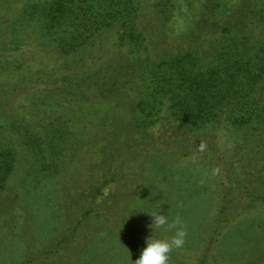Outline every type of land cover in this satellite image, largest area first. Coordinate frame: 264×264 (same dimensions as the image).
I'll use <instances>...</instances> for the list:
<instances>
[{
  "label": "rangeland",
  "instance_id": "rangeland-1",
  "mask_svg": "<svg viewBox=\"0 0 264 264\" xmlns=\"http://www.w3.org/2000/svg\"><path fill=\"white\" fill-rule=\"evenodd\" d=\"M46 1L0 0V264H134L153 211L187 226L170 264H264V0ZM212 67L177 118L153 72L178 99Z\"/></svg>",
  "mask_w": 264,
  "mask_h": 264
},
{
  "label": "trees",
  "instance_id": "trees-1",
  "mask_svg": "<svg viewBox=\"0 0 264 264\" xmlns=\"http://www.w3.org/2000/svg\"><path fill=\"white\" fill-rule=\"evenodd\" d=\"M44 13L48 16L49 21L51 24L50 27L58 26L60 25L59 21H63L65 15V11H67V2H64V0H48L43 3ZM33 5H36L35 3H32V1H27L26 6L29 8ZM28 9V8H27ZM66 47H69L68 43H64L61 46H59L60 49H65ZM160 64V63H158ZM173 64L172 61L164 62L160 65H167L171 66ZM179 67V66H177ZM177 72V71H175ZM205 78L203 76V72H200L198 76L200 77L201 83H204V88H201L200 90L204 89L203 91H197L198 84L193 86V82H197V80L193 76L191 77L190 74H182V80L181 83L184 87V94L185 96L179 97L176 99L175 95L176 92H174V88L169 86L168 83H170V77H167L166 74H172L171 72L161 71V76L157 77V75H154L153 72V80L158 85V88H160V91H163V93L168 92L170 93V107L172 109L173 115H175L177 118L185 120L191 124H197L201 120L208 117V112L211 109V106L213 105L212 100L214 99V93L210 89V85L216 86L218 89H222L221 86L216 82L219 80V69L218 67H212L205 70ZM100 83L101 81L97 79ZM192 80V81H191ZM187 82V83H184ZM171 84V83H170ZM156 85V86H157ZM170 87V88H166ZM182 87V89H183ZM224 87V86H223ZM157 89V88H156ZM226 88L225 90H227ZM109 91V90H107ZM188 92V93H187ZM193 96V100H191L190 104H188L187 95ZM197 95V96H196ZM153 96L157 97L158 95L153 94ZM156 101H159V99H156ZM13 163V156L11 152L7 149H0V189L3 186V182L5 177L7 176L8 172L10 171Z\"/></svg>",
  "mask_w": 264,
  "mask_h": 264
},
{
  "label": "clouds",
  "instance_id": "clouds-1",
  "mask_svg": "<svg viewBox=\"0 0 264 264\" xmlns=\"http://www.w3.org/2000/svg\"><path fill=\"white\" fill-rule=\"evenodd\" d=\"M207 150V144L201 141L197 151L203 153ZM219 167L212 169V175H219ZM148 214L152 217V226L154 229H164L171 232L172 235L167 238H154L150 236L146 239V247L140 253V256L133 261L134 264H170V254L183 248L187 238V226L180 216L174 217L169 221L168 215L158 214L153 211Z\"/></svg>",
  "mask_w": 264,
  "mask_h": 264
}]
</instances>
